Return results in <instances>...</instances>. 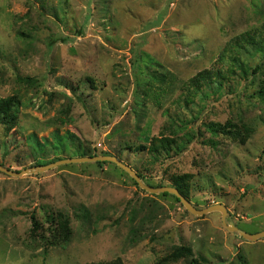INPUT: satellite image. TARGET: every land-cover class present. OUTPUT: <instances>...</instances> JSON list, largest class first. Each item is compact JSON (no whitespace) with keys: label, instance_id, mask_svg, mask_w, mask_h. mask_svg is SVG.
I'll list each match as a JSON object with an SVG mask.
<instances>
[{"label":"rangeland","instance_id":"374dc122","mask_svg":"<svg viewBox=\"0 0 264 264\" xmlns=\"http://www.w3.org/2000/svg\"><path fill=\"white\" fill-rule=\"evenodd\" d=\"M247 35L264 38V0H0V98L19 100L14 124L0 121V162L20 171L115 155L154 184L188 174L193 204L221 203L229 223L264 230V51L236 45ZM232 53L247 75L233 74ZM206 69L224 73L219 92L190 86ZM156 71L175 75L170 88ZM178 115L197 118L170 126ZM211 121L254 132L235 142L206 129ZM188 132L179 154L150 152ZM100 162L0 171V264H264V237L245 239L221 211L194 215ZM58 214L70 218L68 241H52L63 232L51 223ZM181 245L191 252L173 259Z\"/></svg>","mask_w":264,"mask_h":264},{"label":"trees","instance_id":"16d2710c","mask_svg":"<svg viewBox=\"0 0 264 264\" xmlns=\"http://www.w3.org/2000/svg\"><path fill=\"white\" fill-rule=\"evenodd\" d=\"M244 41H245V45H243V43L241 44L240 43L241 41L238 39V41H236V45L239 47L241 46L245 50H249L248 52H250V49H248L249 46H253V47L257 48L258 51H264V38L259 39L257 41V40H255V38L253 36L247 35L245 37ZM246 44H248V45H246ZM234 55L235 54L232 53V55H231L232 58ZM234 58H235L234 61L239 64L238 68L240 70H239V74L237 72H235L233 74L235 76L240 77V78L242 76L247 75L249 72V67H248V65H246L247 62L243 61V59H242V57H240V55H235ZM256 68H261V67H256ZM254 72H256V69L254 70ZM156 73H158V72L156 71L153 75H151L152 78L154 80H158L160 82H164L165 79L167 78L165 83L168 84L169 88L172 86L174 80L176 79L175 75H173V74H171V76L168 78V76H166L165 74L156 75ZM222 79L226 80L224 73L223 74L222 73L220 74L219 72L215 73L211 69H206L204 71H200L198 74H196L194 77L191 78V80H193V82L191 83L190 86H193V87L199 89L202 86L206 85L208 87H213V91L219 92V89L222 87L223 82H224V80H222ZM215 80H217L218 84L217 83L212 84V82ZM186 87L188 88L187 83H186ZM208 87H206V88H208ZM154 88L155 89H163V90L166 89L165 87L160 85V86L151 87L150 91L154 92L153 91ZM73 90L75 91V89H73ZM189 90H191L190 87H189ZM258 92L259 93L264 92V85H262V89L258 90ZM206 94H208V93H206ZM191 100L192 99L187 100V101H191ZM18 103H19V100H17L14 96H9L6 98H0V121L1 122L4 121V123L14 124L15 119H16V115H15L13 108ZM191 111L193 113V107H191ZM194 117L195 116L192 115L191 119H185L186 117L181 118L178 115L177 118L176 119L174 118L173 122L170 123V126L176 125V126H182V128H186V127H188L189 124H191V121L194 122L196 120L197 116L195 118ZM204 125H205L206 129L211 131L212 134H214V135L223 134L225 136H231V139L234 140L235 142L236 141L245 142L248 138L251 137V135L254 132V127L251 126L250 124L244 123V122H243L242 126H239V125H237V123H234V122H228L227 124H221V123H218L215 121L206 122ZM234 130H235V132H234ZM192 137H193V135L188 132V133H185L184 135H179L175 138H170V139L160 138L159 146L156 149H150V152H152L153 156H155L156 158L159 156L160 153L164 152L166 154H170L171 151H173L174 149L176 150V154H179L180 152H182L184 150L185 147H187V145L189 144V141L192 140L191 139ZM95 155H97V154L91 153L90 151H88V153L86 154V156H95ZM82 156H84V155H82ZM98 162L102 163L100 161H98ZM106 162L108 163V161H105L104 163H106ZM138 174L143 179H145L143 173L138 172ZM187 179H188V174L179 175V176L173 175L171 177L172 184L169 186L177 187L189 199L190 189H189V183L187 182ZM145 182L147 184H149L151 186H155V187L164 186L161 183L154 184L148 180ZM135 184L137 185L138 183L135 182ZM161 194L164 196H169V195L172 196L173 195V194L171 195V193H169V192H165V193H161ZM174 197L177 201H180V199L177 196L174 195ZM195 206L198 207L197 205H195ZM81 214L84 218H88L91 215V213L88 211V209L84 206L81 208ZM56 220H57V223H58V221H60V225L62 226L63 232H62L61 237L55 238V237H57V236H55L52 241L53 242H57V240L58 241H65V240L68 241L69 239H71L70 235L72 233V228L70 226V218L64 214H58L56 216V218H54L51 221V223L53 224ZM33 224H35L33 229H36V228L38 229L39 222L36 219L33 222ZM190 252H191L190 247L181 245L175 249L172 258L177 259L183 255L189 254ZM86 264H124V262L122 261L121 258H116L114 260L107 261V262H90V263H86ZM196 264H197V260H196Z\"/></svg>","mask_w":264,"mask_h":264},{"label":"water","instance_id":"95a60500","mask_svg":"<svg viewBox=\"0 0 264 264\" xmlns=\"http://www.w3.org/2000/svg\"><path fill=\"white\" fill-rule=\"evenodd\" d=\"M90 161H95V162L111 161V162L116 163L118 166H120L122 169L128 172L134 178V180L139 184L141 188L151 193H155V194L165 193V192L174 194L180 199V201L183 203L186 209L194 215L202 216V215H205L207 213H210L216 210L221 211L223 224L228 229L238 233L240 236H242L245 239L257 240L259 238L264 237V230L258 231L256 233H249L241 229L237 225H235L233 222L229 223L227 221L229 211L227 207L221 203H217V204L205 207V208H198L177 187L169 186V185L155 187V186H151L147 184L142 179V177L138 174V172L135 169H133V167H131V165H129L128 163H125L123 160H121L119 157L115 155H104L103 154V155H95V156H78V157L63 158V159H58L48 164H41V165H34L32 167H27L20 171L7 167L0 162V171L10 176L19 177L24 174L46 171V170H49L51 168H54V167H57L59 165L66 164V163L90 162Z\"/></svg>","mask_w":264,"mask_h":264}]
</instances>
